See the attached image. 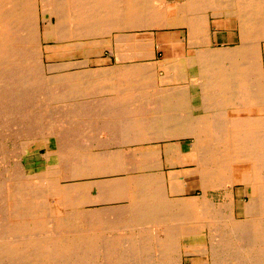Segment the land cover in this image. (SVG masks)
Listing matches in <instances>:
<instances>
[{
    "label": "bare ground",
    "instance_id": "6f19581e",
    "mask_svg": "<svg viewBox=\"0 0 264 264\" xmlns=\"http://www.w3.org/2000/svg\"><path fill=\"white\" fill-rule=\"evenodd\" d=\"M174 29L179 30L176 42ZM218 29L235 31L236 48L209 49L218 42L217 33L212 37ZM51 36L57 43L109 38L99 46L109 45L122 65L69 74L61 72L68 66L61 63L60 73L52 75L42 49V40ZM184 45L190 53L185 65L193 72L190 87L207 96L204 111L228 105L237 94L242 107L227 112V120L214 117L211 123L186 115L179 111L183 101L178 97L187 88L163 91L157 86V79L161 84L184 79L182 67L174 63L183 59ZM124 47L132 53H121ZM156 52L162 54L161 62L123 64L132 58L149 60ZM74 53L53 55L63 59ZM148 107L155 108L153 114ZM102 136L111 141L105 144ZM170 136L192 138L189 152L183 154L179 147L160 162L158 150L134 148L140 140ZM6 138L13 139L10 149L3 145ZM22 138L32 139L38 149L22 155ZM48 138L54 139L53 154L47 153ZM99 138L101 142L93 141ZM189 154L202 169L193 172L199 176L197 188L185 184L184 177L181 182L174 174L167 179L162 168L164 162L174 164L172 157L183 162ZM223 181L242 187L241 219L225 214L229 195L218 205L207 197ZM193 189L201 193L198 198L170 199ZM22 207L44 216L24 223L15 218ZM219 222L240 249H258L264 240V0H0V254H7L5 263L11 258L14 264H85L88 245L83 238H95L103 227L135 229L138 239L128 238L139 243L135 252H172L182 237L210 241L214 237L208 232ZM110 247L100 246L97 255L106 260ZM252 264H264V256Z\"/></svg>",
    "mask_w": 264,
    "mask_h": 264
},
{
    "label": "rangeland",
    "instance_id": "374dc122",
    "mask_svg": "<svg viewBox=\"0 0 264 264\" xmlns=\"http://www.w3.org/2000/svg\"><path fill=\"white\" fill-rule=\"evenodd\" d=\"M20 1L22 2L23 0H20ZM169 1H172V0H169ZM40 13L42 14V11ZM51 19L55 23L56 22V19H57V16L53 15L51 17ZM40 24H41V27L43 28L42 22ZM47 28H48V26H47ZM178 31L179 30H177V29L172 30V32L174 33L173 40L175 42L179 38L178 36L175 35L176 33H178ZM19 33L20 32H18V34L15 33V35H16L15 37L18 38V41L20 40L19 38H21V36H22V34H21L22 32L20 34ZM118 33H116V35ZM138 33H140V31H132L131 32V34H135V35H137ZM105 39L106 40H109V38H101V36H97V37H95V36H89V38L84 39L82 41H74V40L69 41L68 39H65V40L62 39L60 41V43H57L56 39L53 36H51V38H49L46 42L44 40H42V49L44 51L43 58H44V62L46 63L45 65H51L52 66L51 67V71H49L50 74H52V75H56V74H59L60 73V71L57 70V65L58 64H61V63H65V64H67L69 66V67L67 66V68L66 67H63L62 70H61V72L64 71L63 73H69V74H75L76 72L79 73V72L85 71L88 68H96L98 66H102V64L104 62V60L102 61V59L103 58L110 57V55L112 54V52H111L112 51V48L109 45L104 44L102 46L103 47V50L99 46V41H102V40H105ZM72 41H74V42H72ZM68 43H70V44H68ZM66 50L76 51V53L69 54L66 58H63V59L54 57V55H53V53H55V52H63V51H66ZM86 50H90L91 51L90 57H88L87 54H85ZM77 51H79V52H77ZM161 59H162V54H161ZM161 59L159 60L160 62H161ZM82 60H85V62L82 61ZM78 64H81V66L78 65ZM80 68H82V69L79 70ZM83 69H85V70H83ZM72 70H73V72H72ZM159 72H160V70H159ZM163 85H165V86H163ZM157 86L159 88H162L163 91H165V90H167L166 88L169 89V87H175V86L176 87L177 86L180 87L182 85H180V84L177 85V84H174V83H172V84H161L160 82H158V79H157ZM162 107H163V109L166 108V110H167L169 108V105H166V106L165 105H162ZM150 108L151 107H148V112L150 111L149 113L153 114V112L155 111V108H153V109H150ZM18 125L19 126H24V125L26 126L25 122L22 123V125H21L20 121L18 122ZM153 125H155V123H153ZM153 131H156V130H154V129L151 130V132H153ZM40 136L42 137V135H40ZM102 137H103L102 140L104 141L105 144H106V142L111 141V138H109V136H107V137L102 136ZM22 139H24V140H21V139H19L20 141L18 140L21 143L20 144V148H21L22 155L23 154H26L27 155L29 153L31 154L32 151H36V149H38V147H37L38 144H36L33 141H31L32 139H30V138H22ZM100 139L101 138H99L97 140L96 139H93V141L95 142V141H98ZM174 139H180V138L174 137ZM190 139H192V138H190ZM10 140L13 141V139H11V138L2 139L3 145H8V146H6L8 149H10V147H12V143H13V142H10ZM85 140L86 139H83L84 142H85ZM102 140H100L99 142H101ZM169 140H173V137H171V136L169 138L168 137L167 138L166 137H164V138L161 137V138H159L157 140H148V139L147 140L146 139L145 140H140V142H138L137 144H135V147L134 148H135V150L137 148L140 151H147V150H153V149L154 150H158L159 153H162L161 156L159 157L160 160H158V161L162 162V158H164V161H165V153H169L170 151H173L174 154H175L176 150H178V148H179V146H172V145H167V144L166 145L161 144L162 142H165L166 143ZM38 141H42L41 138H39ZM79 141H82V140H79ZM192 141H193V139H192ZM46 143H47V153L53 154L55 152L54 139L53 138H48L46 140ZM152 143L154 145H150ZM87 145L89 147L90 146V143H87ZM162 148H163V151H162ZM41 153L44 154L45 151H42ZM172 158L174 159V160H172L173 161L172 164L174 163L172 166H168L166 164V162H164V166L162 167L165 177L168 179L169 178V175L174 174L175 176H177V178L179 177L178 180L180 182L182 181V179L184 177L185 184H188V186H191V187H194V188L196 187L197 188L198 180H199V176H198L197 173L200 172V171H202L201 167L200 168L199 167L197 168V165H198L197 159L193 155H191V154H189V156H187V159L185 161H183V162L181 160H178V161L176 160V158L177 159H180L179 156L178 157H175L174 156ZM165 167L167 169H172V168H175V167H180V168H185V169L182 170V171H180V172L179 171H175V172H172L171 171V172H168L167 173V172H165ZM193 172H197V173H193ZM186 174H188L189 176L186 175ZM196 174H197L198 177L196 176ZM195 180H197V181H195ZM223 182H222L221 186H217L218 189H216V188L214 189L215 191L213 190V188L212 189H209L208 194H207L208 195L207 197H210V199H213L214 202L218 205V204H221L222 202L225 201V199H224L225 195H229L228 196V201H225L224 202L225 203V205H224V207H225V214L229 218L234 217L236 219H241L242 218V207H241V205H242L243 201L246 200L245 197L243 198V195H242V192H241L242 187L241 186H238V185H234V187H232L231 185H228L225 182L223 184ZM223 185L224 186L226 185L227 187L225 186V189H224ZM229 186L231 188H229ZM210 190H212V191H210ZM216 191H218L219 193L216 192ZM221 191H223V192H221ZM200 194L201 193L198 190L193 189V190H191L187 194L170 195L171 196L170 199H177V198L178 199H180V198L181 199H188V198H193V197L194 198H198L197 196H199ZM216 199H217V201H216ZM20 209H19V212H15V214H16L15 215V218L21 219V221L24 222V223L25 222L26 223L27 222L28 223L33 222L34 219H39L42 216H44L40 211H38V210H32V208H30V207H22ZM20 216L22 218H20ZM23 216H24V218L26 217L24 220H23ZM113 219L114 220H117L116 218H113ZM211 228L212 229L208 232L209 233V237L211 235H213V237L215 239L214 238L213 239L210 238V241H209L208 237H205V236L204 237L202 236V240H200V238L198 236H197L196 239L194 237L193 238H190L189 237L188 239L187 238L185 239V237L184 238L182 237V239H179V241H178V247H177V249H175V251L173 250L174 252L172 251V252H163L162 253L161 251L152 250L153 248H151V250H149V251H147L146 249L140 248V249H138L140 251V253H139L137 251L135 252L136 247L139 245V243L137 244L133 240H129L131 238L134 239V240L138 239V238H136L137 236L135 237V235H137V231L135 229L132 230V228L129 229V228H126L125 227L122 230L121 229L120 230H117V232H116V230H110V229H107V228L103 227L102 228V231H101V234H98L95 238L91 239L92 242L89 239L86 241L85 237L84 238L82 237L83 238V241H84L83 243H85L86 245H88L87 248H86V249H88V250H86L87 253L86 252L85 253H86V255L88 254L87 256L89 258V261L86 259L88 262L86 261L85 264H97V263L98 264H101L99 262H102V261L104 262V263L102 262V264H123L122 262H124V264H126V263L128 264V262H129V264L130 263L131 264H133V263L134 264H226V263L227 264H240V263L241 264H252L254 258L255 259L257 258V260H258V256H259V258L261 256H264V246H263L264 240L262 241V243L260 245L257 246L258 249H255V248L253 249V248H250V247H248L249 249H247V248L240 249V247H237L239 242L238 241H234L235 240L234 239V235L232 234L230 236H227V234L229 235L231 233L225 232L223 230L222 224H220V222H219V224L218 223L215 224L214 227L211 226ZM212 231H215V232H212ZM222 233H224V235L226 234L225 236H227V237H225ZM117 236H118V240H115L114 237L116 238ZM97 237L100 240H98ZM121 237H122L123 240L121 239ZM112 238H113V240H112ZM218 238L219 239L222 238V239H220V241H218L219 240ZM120 239L122 241H119ZM228 239H229V241H228ZM105 240H107V242H105ZM110 241H111V243H113L112 241H114V243H115V244L113 243L114 246H111V247L109 246L111 244ZM208 241H209V243H208ZM224 241L227 244H225ZM219 242H221V243H219ZM116 243L117 244L119 243V244L117 245ZM120 243H122V244H120ZM231 243H233L234 245L231 244ZM92 244H94V245H92ZM132 244H135V245H132ZM236 244H237V246H235ZM90 245H92V246H90ZM99 245L101 246V248L102 247L105 248V245L107 247H110L109 250L112 251L111 252V255L109 254L111 257L108 255L109 256L108 258L110 260L108 258L106 260H104V258L98 256L99 255V252H102L103 251V249H98V248H100ZM147 245H151V243L146 244L145 247ZM204 245H206L208 248H209V245H213L217 250L215 249L216 252L215 251L212 252L210 248H209V250L208 249L204 250L205 249V248H203ZM121 246H124V247H121ZM134 246H136V247H134ZM259 246H261V247H259ZM115 247H117V248H115ZM90 248H94V249L89 250ZM113 248H115V250ZM128 248H130V249H128ZM200 248H202V250H200ZM221 249H222V251H220ZM231 249H233L234 251H232ZM96 250H98V251H96ZM123 250H124V253L122 254ZM113 251H114V253H113ZM230 251H232V252H230ZM85 253H83V256L85 258H87V256L85 255ZM97 253H98V255H97ZM135 253H138V254H135ZM209 253H211L212 256H210ZM94 254H95V257L96 258L94 257ZM229 254H230V256H229ZM252 254H254V257H253ZM6 255H7L6 253L5 254H2V255L0 254V257H1L0 260L1 259L3 260V261L1 260L3 262V264H6L5 263L6 262V257H4ZM90 255H92V256H90ZM120 256H121V260H120ZM124 256H126V257H124ZM249 256H250V258H249ZM2 257L5 258V259H3ZM114 257H116V258H114ZM124 258H126L127 260L124 259ZM8 259H10V260H8ZM157 259H159V260H157ZM251 259H253V260H251ZM13 260L16 261L15 259H13ZM9 262L11 264L13 263L12 260H11V258H7V264H9Z\"/></svg>",
    "mask_w": 264,
    "mask_h": 264
},
{
    "label": "crops",
    "instance_id": "0c3cea01",
    "mask_svg": "<svg viewBox=\"0 0 264 264\" xmlns=\"http://www.w3.org/2000/svg\"><path fill=\"white\" fill-rule=\"evenodd\" d=\"M220 31V32H219ZM231 31V32H230ZM212 37L214 36V33H217L219 35V39L218 42H213V44L209 47V49L211 51H217V50H233L234 48H236L237 46V39H236V34L234 30H227V29H218V31H212ZM224 37H223V36ZM225 39V40H224ZM220 43V44H219ZM185 47L182 48V50H184V52H173V55L175 56L176 54L182 53V58H176L174 60V63H178L179 66L182 67V71H183V75H184V79H182V81L180 80L179 82H177V85H182L184 86V88H187L186 90L188 92L184 93L183 96L178 97V100L183 101L182 106H179V111L183 112L186 115H193V117H200L206 119L208 118L210 120V122L212 121V118H219L222 116V118H225L227 120L226 114L227 112H231L233 113L234 110H238L241 109L242 106H240L239 102L237 103V94H234L232 96V99L230 100V102L228 103V105L226 106H220L219 108L214 110H210V111H204V107L201 108L203 106L202 102L205 100L203 97L207 96L204 95L200 89H194L193 87H190L191 81L193 79L192 77V70L185 65L186 64V60L189 57V47L188 45H184ZM216 47H219L216 49ZM212 48V49H211ZM125 52L124 54H130L132 53V50H128V48L124 47V49L122 50L121 53ZM120 53V54H121ZM155 57L151 58L149 60H145V61H140V59L138 58H132L130 61H124L123 64H136V65H140L142 63H147L150 64L151 63H156L159 62V60L161 59V54L159 52L155 53ZM113 55V53L110 55V57L107 58H103L102 61L104 60L103 64H102V68H115L117 66L122 65V63L120 64L116 58V56ZM159 56V57H158ZM181 56V55H180ZM154 61V62H153ZM220 61H224L223 59ZM221 65L223 64V62H220ZM190 81V82H188ZM201 92V93H200ZM236 97V98H235ZM202 98V99H201ZM219 98V99H218ZM217 99L220 100V96ZM248 99V98H247ZM206 101V100H205ZM205 101L203 103H205ZM237 103V104H236ZM202 105V106H201ZM183 107V108H182ZM173 110V112H176V107H172L171 108ZM211 113V114H210ZM225 113V114H224ZM208 116H212V117H208ZM227 122V121H225ZM212 123V122H211ZM189 143V144H188ZM192 143V139L190 138H180V139H173V140H169L168 142H162L161 144L163 145H172V146H179L182 150V153H188L190 150V146ZM150 145H154L153 143ZM164 160V158H163ZM185 168H180V167H175L172 169H167L165 167V172H175V171H182ZM194 192V191H193ZM114 206V204H111ZM105 206H109V205H105ZM97 208L100 206H96ZM95 207V208H96Z\"/></svg>",
    "mask_w": 264,
    "mask_h": 264
}]
</instances>
